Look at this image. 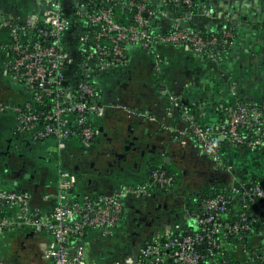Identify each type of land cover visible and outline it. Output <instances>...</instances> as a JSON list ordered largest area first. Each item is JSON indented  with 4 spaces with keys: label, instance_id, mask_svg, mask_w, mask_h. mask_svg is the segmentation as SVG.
Segmentation results:
<instances>
[{
    "label": "built area",
    "instance_id": "obj_1",
    "mask_svg": "<svg viewBox=\"0 0 264 264\" xmlns=\"http://www.w3.org/2000/svg\"><path fill=\"white\" fill-rule=\"evenodd\" d=\"M149 1L52 0L46 7L41 25L35 21L5 22L10 27L11 44L0 42V51L7 57L11 73L27 88L28 98L21 105L0 103V114L13 112L17 132L52 140L59 171L56 191L43 197L46 203L54 201L49 210L38 205L32 194L9 189L0 181V235L14 232L24 240L44 244V264H165L169 261L200 264L203 257L196 249L198 246L207 242L213 250L222 247L216 237L223 227L221 214L229 202L225 195L204 204V215L197 218V224L209 228H203L202 232L182 237L165 233L135 250L131 248L136 254L120 252L113 256L110 252L107 259L95 261L86 246L90 239L114 241L123 224L126 200L148 197L153 186L165 188L171 185L173 176L164 170L157 171L145 183L77 199L74 195L77 175L62 166L63 154L68 147L75 144L90 147L96 130L90 118L103 117L107 108L98 100L99 84L109 77L120 76L127 67L126 44L139 43L147 53L155 56L157 63L162 61L161 54L155 49L158 45H186L199 57L210 61L226 56L216 50L217 38L206 39L189 27L194 20L191 13L193 0H165L170 9L176 4L187 8L177 17L172 31L152 29L157 15L147 8ZM117 11L131 14L132 21L120 23ZM223 33L234 41L231 30L225 27ZM171 100L187 124L186 134L191 135L198 150L218 166L226 165L227 170L233 172V166L226 164L218 137L225 139L227 145L255 149L264 155V107H240L218 125L216 132L198 120L179 97L174 96ZM150 119L155 120L154 117ZM243 130L248 132L245 134ZM230 187L233 193L241 196L242 210L238 222L229 232H255L248 222L255 221L258 215L248 214V211L253 209L251 204L255 199L264 205V187L242 182L241 177ZM261 235L263 251L254 253V259L264 264V230ZM216 260L213 255L215 264H229ZM0 264H7L1 255Z\"/></svg>",
    "mask_w": 264,
    "mask_h": 264
},
{
    "label": "crops",
    "instance_id": "obj_2",
    "mask_svg": "<svg viewBox=\"0 0 264 264\" xmlns=\"http://www.w3.org/2000/svg\"><path fill=\"white\" fill-rule=\"evenodd\" d=\"M51 1L3 0L0 41L10 38V27L5 22H43ZM152 1L158 9L152 22L155 31L172 28L177 19L173 9L165 0ZM195 25L206 34H217L228 26L233 29L235 39L224 58L210 61L186 45H171L157 49L162 59L157 63L155 56L137 43L130 48L129 64L122 74L103 82L98 100L107 108L93 125L114 140L118 153L126 160L121 169L111 168L113 175L102 176L104 181L95 175L82 179L75 197L92 198L105 191L112 193L127 185L145 183L152 167L170 169L178 177V185L171 193L156 190L146 199L126 200L127 214L112 246L128 240L126 247L130 248L138 223L144 229V242L165 233L175 236L195 230L197 216L191 201L209 190L232 186L243 173L264 178V155L255 149L226 146V164L233 166V172L202 154L195 139L186 134L187 124L171 100L179 97L198 120L216 132L222 109L264 102V0H202ZM7 62L0 53V103L21 105L28 98V90L11 73ZM151 117L155 120L151 121ZM218 140L226 141L220 137ZM31 144H35L34 149H30ZM51 145L52 140L32 139L30 144L21 141L15 115L0 114V181H5L9 189L32 194L36 203L47 210L54 201L46 203L43 197L56 191L59 171ZM8 155L27 160L36 171L34 180L15 177L13 166H5ZM109 157L113 159V155ZM62 166L70 170V165ZM261 234L249 238L247 246L231 245L229 257L238 264H256L250 253L261 249Z\"/></svg>",
    "mask_w": 264,
    "mask_h": 264
},
{
    "label": "trees",
    "instance_id": "obj_3",
    "mask_svg": "<svg viewBox=\"0 0 264 264\" xmlns=\"http://www.w3.org/2000/svg\"><path fill=\"white\" fill-rule=\"evenodd\" d=\"M201 1L202 0H193L194 4H193V7L191 9V13L194 15V20L191 24H189V27H191L195 31L199 32L206 39H212L214 37L217 38V40L219 41V44H218V46H216V50L222 51L223 53L227 54L229 48L231 47L233 39L227 38L225 36V34L223 33L224 28H222L217 34H206L204 31L198 30L196 25H195L196 18L199 14ZM2 5H3V0H0V7H2ZM146 5H147L148 9L154 10L155 13L158 10L152 0H150ZM172 9H173L174 13L177 15V17L181 13H183L187 10L186 6L183 4L173 5ZM117 15L119 16L118 21L120 23H123V24L126 23L127 24V23H130L132 21L131 14H123L122 12L117 11ZM11 22L12 23H22L19 21H11ZM41 24H42V22L38 23V25H41ZM226 28L233 32V29L230 26H228ZM152 29L155 30L153 26H152ZM172 30H173V28H169L166 31H172ZM33 35H34V33H33ZM0 42H1V44H11V37L8 39L7 42H2V41H0ZM126 45H127L126 47H127L128 56H129L130 48L132 45H130V44L129 45L126 44ZM160 47H161V45H158V46H156L155 49L157 50ZM144 51L146 52V50H144ZM0 53H1V51H0ZM98 81H100V80H98ZM103 82H105V80H102L100 82L99 88H98L100 96L104 90L102 87ZM244 106L249 107V108L255 107L258 109H262L264 107V102L259 103L257 105H252V106L244 105ZM240 107H242V106H239L237 108H231V110L229 108L222 109L220 122H225L229 118V115L232 112L238 110ZM95 119H96L95 117L90 118V122H92V123L95 122L96 121ZM242 132L246 134L248 131L243 130ZM218 143H219L220 147L222 148V150L225 151L228 142L227 141L222 142V141L218 140ZM163 170L166 171L168 175L173 176L174 181L171 185H169L165 188L153 186L152 192H154L156 190L161 191V192H171L172 190H175V188L177 187L178 177H177L176 173L170 169H167V168L160 169L159 167H152L150 170L149 181L151 180V175L153 172L163 171ZM240 177L242 179V182H247V184H250V183L255 184L256 183V184H260L264 187V178L263 177L250 175L248 173H243V176H240ZM219 195H225L227 198H229V202L226 206V210L221 214V221L223 223V227L221 229L220 234L216 237V239L218 240V242L221 244L222 247L219 250H213L211 245L207 242L198 246L196 249L200 254H202V257H203L201 259L200 264H215L213 261V255H216V257H217L216 261H220V263L222 261L223 262L225 261L229 264H238L236 261L232 260L229 257V255H228L229 249L228 248L234 244H243V245L247 246V244H248L247 242H248L249 238H251L252 236H254L257 233L262 232L264 230V210H260L264 207V205H263L261 200L255 199L251 204L253 209L248 211V214L256 213L258 215L255 221H249L248 222V224H250V226L255 229V232L252 233V232H248V231H241V232L235 233V234L229 232L230 227L233 226L234 223L238 222L239 216H240V213L242 210V206L240 203L241 196L239 194L233 193L231 187H220L217 189L209 190L208 192L204 193L201 197H198L196 200L194 199L193 201H191L192 206H193V211H194L195 215L197 216V218L199 216L204 215V211H205L204 204L207 201L218 197ZM123 220H124V218H123ZM203 228H209V227L208 226L207 227L206 226H197V228L195 230H188V231L181 233L179 235H176V236L182 237V236H186V235H192L195 232H202ZM12 234H14V232ZM164 241L165 240L163 239V242ZM262 251H263V249L261 247V249L254 250V251L252 250L250 253L251 260L253 262H255L256 264H259V262L254 259V253L261 254ZM2 252L0 251V255L3 254ZM165 264H177V263L169 261Z\"/></svg>",
    "mask_w": 264,
    "mask_h": 264
},
{
    "label": "flooded vegetation",
    "instance_id": "obj_4",
    "mask_svg": "<svg viewBox=\"0 0 264 264\" xmlns=\"http://www.w3.org/2000/svg\"><path fill=\"white\" fill-rule=\"evenodd\" d=\"M17 134L18 137H20L21 141L25 140V142L28 144H30V140L32 139H37L40 142L46 141L38 138L37 136H32L19 132H17ZM53 145H51L49 148L52 153H53ZM34 148H35V144H31L30 149H34ZM118 151H119L118 146H116L114 140L111 137H108L107 135L104 136V134L102 133V129L98 128L97 130H95L89 148L79 147L78 144L71 145L63 154L62 163L65 164L66 167L67 165H70L69 166L70 170L76 173L77 188H78L82 179H84L87 176L95 175L98 176L102 181H104L105 178H103L102 176L105 177L109 174L113 175L111 170L112 167H117L121 169L123 161L126 160V156L118 153ZM110 155H113L112 157L113 159L109 157ZM5 166L7 167V169H9L10 166H13L14 171L12 173L15 177L16 176L24 177L28 181H33L35 178L36 171L32 167L28 166L27 160L20 158V156L18 155L16 156L14 155L12 157L8 155V158H6ZM1 183H3L7 187V183L5 181H1ZM173 191L174 190H172L171 192ZM107 192L108 191H105L104 193ZM171 192H165V193H171ZM126 214H127V210L125 208V214L123 218H125ZM139 220L142 219H138V221ZM139 224L140 223L137 224L138 226L136 227V230L133 231V235H136L137 238L130 239L132 244L130 248L137 247L144 243L143 241L145 240L144 239L145 237H143L144 229H142V227H140ZM147 224L150 223L148 222Z\"/></svg>",
    "mask_w": 264,
    "mask_h": 264
},
{
    "label": "rangeland",
    "instance_id": "obj_5",
    "mask_svg": "<svg viewBox=\"0 0 264 264\" xmlns=\"http://www.w3.org/2000/svg\"><path fill=\"white\" fill-rule=\"evenodd\" d=\"M13 114L12 111L4 112L3 114ZM14 115V114H13ZM137 238L136 235H132L131 239ZM119 243V242H118ZM114 242H104L90 239V242L86 245L91 256L95 258V261H102L108 258L110 252L120 255L123 254L131 255L132 253H137L136 251L131 252L133 249L128 248V240H123L119 245H114ZM44 244L39 243L36 240L23 239L17 234H5L0 235V251L2 258L7 264H44L43 260V250ZM111 247V248H110ZM136 247H134L135 250Z\"/></svg>",
    "mask_w": 264,
    "mask_h": 264
}]
</instances>
